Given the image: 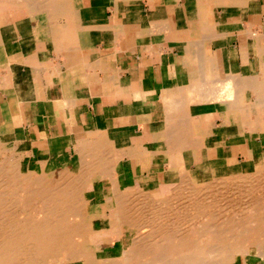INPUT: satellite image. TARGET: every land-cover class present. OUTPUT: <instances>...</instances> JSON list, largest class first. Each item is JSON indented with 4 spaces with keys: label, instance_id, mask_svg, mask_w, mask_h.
Masks as SVG:
<instances>
[{
    "label": "crops",
    "instance_id": "crops-1",
    "mask_svg": "<svg viewBox=\"0 0 264 264\" xmlns=\"http://www.w3.org/2000/svg\"><path fill=\"white\" fill-rule=\"evenodd\" d=\"M0 143L37 173L103 159L98 205L106 172L150 192L264 167V0H0Z\"/></svg>",
    "mask_w": 264,
    "mask_h": 264
},
{
    "label": "bare ground",
    "instance_id": "bare-ground-1",
    "mask_svg": "<svg viewBox=\"0 0 264 264\" xmlns=\"http://www.w3.org/2000/svg\"><path fill=\"white\" fill-rule=\"evenodd\" d=\"M4 149L0 143V151H10ZM102 160H85L79 177L37 173L14 156L0 161V264H189L186 258L192 253L215 258L212 264H264L261 167L252 170L255 173L250 177L237 173L235 184L208 179L203 187L195 188L192 184L196 182L184 178L175 187L154 185L150 192L142 185L122 190L121 180L115 182L106 172L104 178L114 184L113 194L99 207L86 191ZM55 184L59 185L56 192ZM16 189L21 197L15 196ZM127 193L132 195L129 206L124 203ZM103 206L106 214L101 211ZM204 210L209 212L206 222L227 211L229 218L218 219L210 228L202 223L200 228V218L197 224L193 221ZM109 216L113 220L106 227L118 246L106 249L102 232ZM181 218L190 221L183 223ZM127 232L131 238L124 245L121 240Z\"/></svg>",
    "mask_w": 264,
    "mask_h": 264
},
{
    "label": "rangeland",
    "instance_id": "rangeland-1",
    "mask_svg": "<svg viewBox=\"0 0 264 264\" xmlns=\"http://www.w3.org/2000/svg\"><path fill=\"white\" fill-rule=\"evenodd\" d=\"M4 150H6V149H4ZM3 152H4V153H3ZM10 154H11L10 151H8V153H7V152L1 150V151H0V161H2L3 159H5L6 157L8 158V157H10V156H14V155H10ZM14 157H15V156H14ZM15 158H16V157H15ZM16 159L19 160V157L16 158ZM104 162H105V161L102 160L101 165H102ZM105 163H106V162H105ZM105 163H104V164H105ZM234 165H235V163H234ZM231 169H232V170L235 169L233 172H230V173H232L234 176H229V175H228L229 172H227V173L224 174V176H218V177L212 178V181H218V180L223 179L224 181L227 180V181L232 182V183L235 184L237 180H236L234 177L237 176V175H238L237 173H240V171L238 170V168H235V167H233V168H231ZM231 169H230V170H231ZM259 171H260V172H262V171L264 172V167H261V168L259 169ZM247 172H249V173H246V175H244V173H241L239 176H243V175H244V176L250 177V176H252V175L255 173V172H253V171H249V170H248ZM107 173H109V172H107ZM235 174H236V175H235ZM237 178H238V177H237ZM234 181H235V182H234ZM229 182H228V183H229ZM232 183H231V184H232ZM188 184H189V186L191 187L192 182H190V183H188ZM197 184H198V185H197ZM211 184H213L214 187H215V186L217 185V182H215V183L213 182V183H211ZM192 185L195 186V188H198V187L200 188V187H203V186H202V185H203V182H197V183H195V184L193 183ZM205 185H206V184H205ZM54 186H55L56 188L53 187L52 189L55 190V192H56L57 190H59V188L57 187V186H59V185L55 184ZM211 186H212V185H211ZM217 186H218V185H217ZM9 187H10V186H9ZM214 189H215V188H214ZM17 192H18L19 194H18ZM127 194H128V193H127ZM20 195H22L21 192H20V189H16V191H15V196H16V197H21ZM89 196L91 197L90 194H89ZM125 196H127L126 199L128 200V201H127V200L125 199L126 201H124V203H125V202L127 203V204L125 203V204H126L125 206H129V205H131L130 202L132 201V200H131V199H132V197H131L132 195H129V194L126 195V194H125ZM128 197H129V199H128ZM92 202H94V200H92ZM129 203H130V204H129ZM132 203H133V202H132ZM100 206H101V204H99V207H100ZM102 208H103V209L101 210L102 213H105V214H106V213H107V212H106V206H103ZM224 210H229V209H227V207H226V209H224ZM208 213H209V212H208V211H205V210H204V212H199V213L197 214V217H196L195 219L193 218V219H194L193 222L196 221L195 223L197 224V220L200 218V219H199V220H200L199 223H201V224L199 225V227L201 228V227L203 226L202 223H203V224L206 223V224L204 225L205 228H210V226H212L211 224H212V223L214 224L215 221H216L215 223H218V221L222 222L223 220H227V219L229 218L228 213H230V212H229V211L225 212V215L220 213V216L217 215L218 218L214 219V221L206 222V221H205V218L209 216ZM200 215H201V216H200ZM207 215H208V216H207ZM231 215H232V214H231ZM202 217H203V218H202ZM219 217H220V218H219ZM223 217H225V218L223 219ZM226 217H227V218H226ZM181 219H182V218H181ZM218 219H220V220H218ZM108 220H109V221H108ZM108 220L105 221V226H107L109 223H111L112 220H113V218L109 216V219H108ZM182 220H183V219H182ZM217 220H218V221H217ZM183 221H184L183 223H188L190 220L187 219V218H184ZM202 221H203V222H202ZM207 221H208V220H207ZM108 222H109V223H108ZM209 225H210V226H209ZM172 226H173V225H171V227H172ZM95 227H96V226H95ZM173 228H178V230H179V227H178L177 225H176V226H173ZM199 230H200V229H199ZM108 233H109V228L106 227V228H105V235H104V236L107 237L106 235H107ZM130 238H131V236L128 237V238H124V239H123V241H124L123 244H124V245H127V244L129 243V241H130V240H129ZM114 244H115V243H109L107 248L113 247ZM115 245L118 246L117 244H115ZM192 254H193L194 257L190 255L189 257H191V258H189V257L186 258V262L189 263V264H190V262H191V264H206V263L212 264L213 261H214V259H215V258H213V261H212L210 258H206L205 256L201 255V253H200V255H199V253L196 254V255H194V253H192ZM195 256H197V257L195 258ZM183 257H184V255H183ZM220 257H221V256H220ZM174 258H176V257H174ZM193 258H194V259H193ZM197 258H198V259H197ZM205 259H206V260H205ZM209 259H210V260H209ZM220 259H221V258H220ZM201 261H202V262H201Z\"/></svg>",
    "mask_w": 264,
    "mask_h": 264
}]
</instances>
